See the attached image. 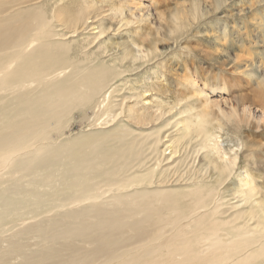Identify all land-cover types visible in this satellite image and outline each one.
Instances as JSON below:
<instances>
[{"label":"rangeland","instance_id":"rangeland-1","mask_svg":"<svg viewBox=\"0 0 264 264\" xmlns=\"http://www.w3.org/2000/svg\"><path fill=\"white\" fill-rule=\"evenodd\" d=\"M16 3L18 5L12 9L11 4L6 3L0 18L17 8L34 5H40L48 17L50 10L62 9L66 21L53 20L51 24L54 30L68 33L49 35L41 32L43 44H55L56 51L61 52L64 60L72 66L88 58L83 67L94 72L105 71L111 87H118L119 91L113 100L116 105L109 110H97L95 113L98 114L90 110L84 113L77 106L58 123V139H63V142L69 138H90L87 134L91 131L95 132L92 138L100 141L102 148L98 158L94 159V165L75 172L79 182L83 181L89 187L87 192L79 191L82 189L79 184L74 186L76 192L59 189L54 195L46 194L39 205L26 206L27 211H31L29 217L42 208H51L57 198L68 200L70 196L82 203L65 202V208L84 210L85 204L89 203L86 199L89 194L94 195L99 204H105V208L116 207L132 217L136 208H146L151 214L146 235L159 245V249L151 260L140 259L137 264H184V260L178 261L181 258L180 247L187 255L207 251L209 243L205 238L210 233L205 230L211 225L219 228L224 242L233 239L231 226L226 224L223 229V224L212 222V218L202 219L191 229L183 227L185 237L188 236L177 246L163 241V235L168 234L174 220H180V225H183L195 204L203 199L207 209L213 212L217 209V217L223 221L248 210V204H242L240 190L235 186L243 175L253 178L257 191L255 199L264 202V0H17ZM86 6L90 7L89 15H84ZM74 14L79 17L77 23L73 20ZM100 27L106 29L100 32ZM29 35L35 37L34 31ZM131 42L142 44L144 48L155 43L156 55L143 64L129 65L127 60L120 62V56L114 50L118 53L126 51V44ZM94 63L99 67L95 68ZM13 80L3 77L0 82V105L13 101L21 93L14 88ZM222 82L226 83L225 87L212 88L211 84ZM119 102L124 103L121 105ZM247 105L251 115L243 116ZM128 106L143 118L141 121L145 123L142 126L133 123L127 112ZM187 106L192 107L191 112H178L183 108L187 110ZM119 107H122V113H119ZM169 108L172 109L168 111ZM163 109L167 113H163ZM195 113L207 120L208 127L221 126L215 127V138L222 150L230 157L237 150L232 172L217 187L219 199L216 197L217 189L212 190L216 171L212 164L204 162L206 158L203 157L210 142L198 140L194 131L180 138L182 125L187 123L185 121L191 122L188 116ZM56 137L57 133L51 134L52 141ZM129 141L135 143L132 154L127 153ZM156 142H159L157 150ZM119 152L126 156L125 161H121V156L117 155ZM8 167L9 164L0 169V173ZM34 170L37 169H25L16 175L20 177L18 187L42 189L25 183ZM149 170L154 171L153 182L145 183L142 176ZM15 187L9 181L4 182L0 184V192L10 193ZM152 190L159 193L143 199L147 191ZM15 196L22 197L23 194ZM159 199L163 202L155 203ZM15 209L20 208L18 205L7 207L3 218L12 217L4 215ZM62 210L53 209L32 217L33 220L28 217L22 223L14 219L12 222L18 220L15 222L17 225L4 232L12 223L7 222L0 226L1 238L5 239L24 224L53 216ZM92 210L88 207V211ZM246 220L247 216H244L232 225L244 222L253 225L255 219ZM31 235L24 241L26 248L22 249L26 255L33 256L29 257L32 258L30 262L28 258L22 260L19 255L13 256L7 251L1 257L7 261L0 264H39L49 248L65 244V240L75 246L82 244V249L95 246L90 237L57 239L52 233L48 235L49 239L44 235L46 240H43V234ZM186 241H190L187 246ZM5 244V241L0 242V246ZM135 246L132 241L116 252L124 254L125 250L132 251ZM223 246H217L208 254L210 261H217L211 257L214 254L220 257ZM95 253L92 260L84 264L107 263L109 256ZM57 256L53 260H58ZM109 262L111 264L112 261ZM120 264L131 263L123 261ZM197 264H206V261L201 260ZM254 264H264V259L258 258Z\"/></svg>","mask_w":264,"mask_h":264},{"label":"bare ground","instance_id":"bare-ground-1","mask_svg":"<svg viewBox=\"0 0 264 264\" xmlns=\"http://www.w3.org/2000/svg\"><path fill=\"white\" fill-rule=\"evenodd\" d=\"M16 2L17 0H0V14L5 11L6 3H10L12 9L18 5ZM89 8L86 6L84 15L90 14ZM49 13L50 17L40 5H34L17 8L0 18V82L3 77L14 79L12 81L15 84L14 88H18L21 92L13 101L0 105V169L9 164L7 170L0 173V184L9 181L10 185H16L15 189L8 190L10 193L0 192V226L7 222L10 223L14 219H18L22 223L31 212L27 211L26 206L39 205L46 194L54 195L59 189L76 192L74 186L79 184L82 187L79 191L87 192L89 187L83 181L79 182L75 177V172L87 169L85 166L92 167L94 165V159L98 158L102 148L100 141L97 138H92L95 132L91 131L87 134L90 138H69L63 142V139H58V123L77 106H80L84 113L90 110L93 114H98L95 113L97 110H109L112 105H116L113 100L119 93L118 87H111L112 83L107 79L105 71L94 72L83 67V62L88 58L85 57L77 62V66H72L64 60L61 52L56 51L55 44H43L42 38H40L41 32L43 34L48 32L49 35L68 33L64 30H54V25L51 24L53 20L60 23L66 21L63 10L55 8ZM73 20L75 23L78 22L77 14L73 15ZM15 21L17 23H13ZM105 29L100 27V32ZM30 31H34L35 37L29 35ZM126 47L128 49L126 51H120V53L114 51L116 55L120 56V62L127 60L129 65L136 62L143 64L151 59V56L156 55L155 43L144 48L142 44L131 42L127 43ZM117 58L119 59V57ZM94 67L98 68L99 65L94 63ZM7 70L10 72L8 73ZM34 81L35 85H33ZM211 85L213 89H216L218 86L225 87L226 83ZM123 103L119 102L121 105ZM249 107L247 105L243 109V116H246L247 113V116L251 115L252 111ZM118 109L119 113H122V107ZM170 109L172 108H169L168 111ZM191 110L192 107L187 106V110L183 108L178 112L183 114L191 112ZM127 112L134 124L142 126L145 123L141 121L143 118L139 117V114L131 111V106H128ZM163 113H167L166 109H163ZM188 118L191 122L185 121L187 123L182 125L180 138L189 136L192 134L190 132L194 131L199 137L198 140L210 142V147L205 151L203 157L206 158L204 162L212 164L213 170L216 171L215 184L212 186V190H216L227 179L225 176L232 172L237 160V150L233 152V157H230L231 155L218 145L217 138H215L217 136L215 127L221 128L220 125L208 127L207 120L197 113L189 115ZM50 121L53 122L52 125H50ZM53 133H57L54 141L51 140ZM61 135L63 134L61 133ZM155 145L157 150L159 142H156ZM134 146V141H129L127 153L132 154ZM137 150L139 151V148ZM175 151L176 149H174V153ZM117 155L121 156L122 154L119 152ZM125 159L126 156H121L122 162ZM29 168L37 170L33 171L25 183L41 187L40 191L38 188L35 191L33 188L18 187L20 177L16 175ZM153 172V170H149L142 176V180L145 183H152ZM252 179L243 175L238 179L240 183L235 185L240 190L242 204H248V210L235 213L230 219L223 221L217 217V209L214 212L207 209L203 199L195 204L192 214L187 217V221L183 225H180V220H174L173 226L167 230L168 234L163 235V241L170 242L175 246L182 244L188 236L185 237L183 227L191 229L205 218H212V222H220L223 224V229L224 225L229 224L231 226L230 235L234 237L233 239L229 238L228 242H224L220 237L219 228L216 225H211L205 230L210 233L205 238L209 243L207 251L187 255L179 246L181 258L178 261L184 260V264H197L201 260H205L206 264H254L258 258L264 259V202L255 199L257 191L253 186ZM219 192L220 190L217 189L216 197L218 199L220 198ZM157 193H159L157 190L147 191L143 199ZM10 194H12V198ZM21 194H23L22 197L15 196ZM26 194L30 196V199H27ZM86 199L89 200V203H84L83 210L75 207L65 208L67 205L65 202L77 205L82 203L81 201L76 202L71 196L68 200L57 198L55 200L57 202L52 203L51 208L35 211L29 218L33 220L32 217L49 213L53 209H64L60 213L44 216L45 218L41 220L24 224L5 239L1 238V234L0 242L5 241L6 244L0 246V262L7 261L1 259L7 251L11 252L13 256L19 255L22 260L28 258L27 261L30 262L32 258L29 257L32 255H26L27 252L22 251L26 248L24 241L29 239L31 234H43V240H46L44 237L49 239L48 235L52 233L57 239H71V237L77 236L90 237L95 246H89L91 249H87L88 246L86 249H82L81 243V246L76 244L81 247L79 248L75 244L72 245L71 241L66 242L65 240V244L49 248L43 254L39 264H84L92 260V255H96L95 251L109 256L105 264H109V260L112 261L111 264H120L123 261L137 264L136 261H140V259L149 258L151 260L155 256L159 245L155 244L152 239H148L146 235L151 219V214L146 208H136L132 217L129 213L122 212L116 207L105 208V204H99L92 194H89ZM159 201L163 202L162 199H159L155 203ZM16 205L20 209H15L4 215L12 217L3 218L7 207ZM88 207H92L93 210L88 211ZM244 216H247L246 222L255 219L254 224L250 225L244 222L238 226L232 225ZM17 221L12 222L4 232L17 225L15 224ZM61 226L62 228L59 230ZM1 230L3 229L1 228ZM132 241L136 243L132 251L125 250L124 254H117L118 248ZM189 243L190 241H186L185 246ZM220 245H224L220 257L214 254L211 260L217 261H210L208 254ZM13 251L17 252L13 253ZM56 255L59 259L53 260ZM94 257L98 258L99 256ZM147 262L149 261L145 263Z\"/></svg>","mask_w":264,"mask_h":264}]
</instances>
